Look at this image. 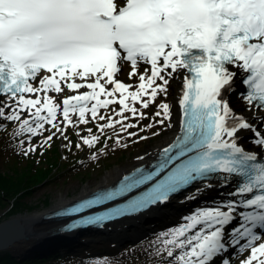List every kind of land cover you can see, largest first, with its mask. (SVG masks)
Instances as JSON below:
<instances>
[{"label":"snow or ice","instance_id":"6c2138e0","mask_svg":"<svg viewBox=\"0 0 264 264\" xmlns=\"http://www.w3.org/2000/svg\"><path fill=\"white\" fill-rule=\"evenodd\" d=\"M125 63L129 78L140 81L135 90L117 79ZM141 63L148 65L143 72ZM173 79L182 84L173 88L179 134L151 170L137 169L116 192L83 207L155 181L113 211L119 216L195 185L186 199L215 196L161 233L157 254L171 264H213L217 257L232 264L224 257L232 249L249 252L240 264H264V0H0V120L19 122L17 135L42 134L46 124L63 134L89 117L104 120L100 110L117 103L121 119L108 117L100 131L138 127L124 124V112L147 119L134 105L147 109L158 97L164 100L153 120L171 127L165 101ZM240 84L248 117L229 104ZM98 141L82 137L89 146ZM34 150L29 144L25 154Z\"/></svg>","mask_w":264,"mask_h":264},{"label":"rangeland","instance_id":"374dc122","mask_svg":"<svg viewBox=\"0 0 264 264\" xmlns=\"http://www.w3.org/2000/svg\"><path fill=\"white\" fill-rule=\"evenodd\" d=\"M147 67L148 65L141 63L140 71L143 72ZM129 72V68L126 67L120 76L136 83L138 77L129 78ZM177 82L176 79L171 81L169 87L171 93H174L173 88L176 87ZM233 93V106H238L243 100L237 92ZM162 100H164L163 97H158L155 104H150L147 109L142 108V105L136 102L134 106L138 111H143L147 119L133 118L130 112L125 111L123 115L128 119L124 121V124H138V127L123 131L121 130L122 124L105 128L103 132L98 127V125L107 124L108 117H113L115 120L121 119L120 116L115 115L121 108L118 103L110 105L108 109L100 110L99 114L105 116L104 120L93 121L89 117L88 124L69 126L63 134L56 132V129L46 124L42 134L29 138L30 134L27 133L16 134L19 122L0 120V125L6 126L0 127V172L16 177L29 169L32 178L41 179L37 184H32L27 189V194H24L25 196L21 199L26 204V210L21 213L35 215L51 210L60 204L61 196L66 200L75 199L84 193L86 187L96 189L110 171L118 168H131L135 163L142 161L139 158L154 150L156 145H160L169 131V121L165 120L164 125H159L156 121L161 117L153 120L158 110L157 105ZM167 101L166 99L165 102ZM169 102L172 105V112L175 111L173 101ZM73 119L75 121L76 117ZM150 124L154 126L146 127ZM88 129H91V133ZM54 132L56 135L53 139L44 144L45 139ZM130 133H135V135H130ZM90 135L99 136V141L92 146L82 142V137ZM251 136L252 134L249 133L248 137L251 138ZM29 144L35 150L25 154ZM77 145L80 146L77 147ZM47 167H49L48 170ZM201 203L204 204L198 202L190 208H195ZM13 206L11 199H5L0 203V223L12 217L10 212ZM169 229L151 231L135 242L127 238L118 241L105 240L103 235L98 238L86 235L81 238L83 239L81 244H70L60 248L62 257L51 259L49 262L52 264H171V258H168L166 253L157 254V250L161 248L158 238L161 233ZM141 236L143 235L140 234L138 237ZM115 243L121 246L117 247Z\"/></svg>","mask_w":264,"mask_h":264},{"label":"bare ground","instance_id":"6f19581e","mask_svg":"<svg viewBox=\"0 0 264 264\" xmlns=\"http://www.w3.org/2000/svg\"><path fill=\"white\" fill-rule=\"evenodd\" d=\"M109 87H111V85ZM181 87H182V84L178 80L175 88L180 89ZM85 90L87 89H81L79 91L82 92ZM70 94H73V93H69L67 91H65L64 93V95H70ZM178 98L179 97H178L177 91H174V93H171V91L169 90V94L166 98L168 100L167 102L171 104L169 101L172 100L173 101L172 104L174 105L176 110L172 112L171 127H169V131L166 134L167 135L166 139L163 140V142L160 145H156V148L154 150H151L150 152L144 154L141 158H139V160H142V161L135 163L132 167L138 164H143V163L149 164V162H151L153 159L154 160L157 159V156L161 152L162 148L168 143L172 142L175 139V137L179 134L181 117H180L179 105L177 103ZM228 99H229L230 106L237 112V114L244 115L245 117H248L250 115L249 112L245 111L246 106H245L244 101H242L241 104H239L238 106L236 105L233 106L234 104L232 103L233 94H229ZM247 136H248V133H247ZM252 150H255L258 152L260 151V149L257 146H255V148ZM130 169L132 168H118V169H114L110 171L109 173H107L105 178L101 181V183L98 184V187L96 189L100 188L103 185H111L113 182L117 181L125 172L129 171ZM92 191L94 190L90 189L89 187H86L84 190V193L86 192L91 193ZM195 191H196V187H194L188 193L180 197H177V199L176 198L175 200L172 199L169 202V204H167L166 206L159 207V208L148 211V214H149L148 216H145L147 214H144L138 218H133V219L130 218L123 222H119L118 224L114 225L113 228L108 229L105 232L90 233L86 235L90 237H97V238L103 235L105 236V240L113 239V240H118V241H122L124 238L132 239L134 237H138L140 234L142 235L148 229H150L152 227L151 226L152 224L156 223L157 225H161L163 222H169V221H172L173 219L179 220L180 218L184 217L186 212L189 210L188 208H190L192 205L198 202H203L204 204L201 203L197 205L201 207L202 205H205L206 200L210 199L212 196H215V192H211L208 195L198 196L192 200L186 199V197H188L189 195L194 194ZM60 200L61 201H60L59 206L69 201V200H66V198H64L63 196L60 197ZM44 214L45 213H41V214L39 213L35 215L26 216L27 217L26 220L28 222L27 224L28 232H34L35 235L43 237L49 234L55 227H58L59 225H61L60 222H56V221L52 222V221L45 220ZM127 224L129 225L127 226ZM149 232H151V230ZM31 242L32 241L30 240H25L24 242H21L20 244H26L28 246V245H31ZM71 242L75 244L76 243L79 244L78 240L76 239H72Z\"/></svg>","mask_w":264,"mask_h":264},{"label":"water","instance_id":"95a60500","mask_svg":"<svg viewBox=\"0 0 264 264\" xmlns=\"http://www.w3.org/2000/svg\"><path fill=\"white\" fill-rule=\"evenodd\" d=\"M57 207L47 210L44 213L45 220L60 222L61 225L55 227L46 236H37L34 232H28V222L26 216L22 213L12 216L11 218L0 223V251H8L19 261H23L36 256L39 253H50L54 251H60L62 247H67L72 243V239L78 240L79 244L82 243V236L92 231H103L94 225H78L77 227L69 226L71 223L68 220L56 218ZM149 214L145 215L148 216ZM25 216V217H24ZM75 217V216H73ZM153 220V219H152ZM79 221V220H78ZM78 221H74L77 223ZM70 223L69 225H65ZM113 223H108V228ZM146 234L138 238L130 239L131 242H135ZM25 240H30L31 245L20 244ZM26 245V246H25ZM117 246V244H116ZM48 251V252H45Z\"/></svg>","mask_w":264,"mask_h":264},{"label":"trees","instance_id":"16d2710c","mask_svg":"<svg viewBox=\"0 0 264 264\" xmlns=\"http://www.w3.org/2000/svg\"><path fill=\"white\" fill-rule=\"evenodd\" d=\"M48 169L49 167H47V170ZM40 180L41 179L32 178L29 169H26L25 173L23 172L16 177L12 174L0 172V203L5 199L13 200L14 208L10 212L11 216L26 210V204H24L21 199L25 196L24 194H27V189L32 184H37ZM61 257V251H54L47 254L39 253L32 258L19 261L10 252L0 251V264H52V262H49L51 259H60Z\"/></svg>","mask_w":264,"mask_h":264}]
</instances>
